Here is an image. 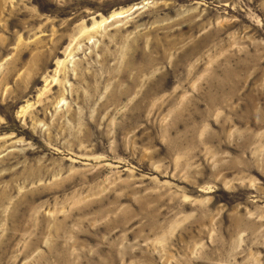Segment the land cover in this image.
Masks as SVG:
<instances>
[{"label": "rangeland", "instance_id": "rangeland-1", "mask_svg": "<svg viewBox=\"0 0 264 264\" xmlns=\"http://www.w3.org/2000/svg\"><path fill=\"white\" fill-rule=\"evenodd\" d=\"M0 264H264V0H0Z\"/></svg>", "mask_w": 264, "mask_h": 264}, {"label": "bare ground", "instance_id": "bare-ground-1", "mask_svg": "<svg viewBox=\"0 0 264 264\" xmlns=\"http://www.w3.org/2000/svg\"><path fill=\"white\" fill-rule=\"evenodd\" d=\"M139 8V7H138ZM137 8H133V10H136ZM118 14V13H117ZM117 17H120L121 15H116ZM115 16V17H116ZM113 18V17H112ZM112 18H110V20H112Z\"/></svg>", "mask_w": 264, "mask_h": 264}]
</instances>
